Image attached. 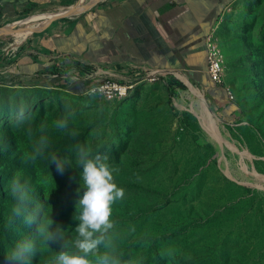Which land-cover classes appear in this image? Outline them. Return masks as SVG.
<instances>
[{"label": "rangeland", "instance_id": "rangeland-1", "mask_svg": "<svg viewBox=\"0 0 264 264\" xmlns=\"http://www.w3.org/2000/svg\"><path fill=\"white\" fill-rule=\"evenodd\" d=\"M71 2L67 8L90 0ZM23 10L8 18L0 0V28L66 9L53 4L27 16ZM23 40L18 42L16 33L0 36V60L12 59ZM209 42L223 56L220 84L207 72L199 81L184 71L158 70L152 79L97 72L98 80L129 87L124 96L108 100L97 92H73L45 82L14 86L0 81L3 226L8 184L19 173L34 190V200L50 206L55 224L69 230L65 235L72 239L82 171L76 166V150L85 145L119 169L114 182L125 197L112 206L111 218L121 264H264V0H236ZM145 71L155 70L139 73ZM177 74L204 96L218 118L220 140L194 113L188 87ZM66 111L75 113L70 122V130L78 132L75 137L53 127ZM42 134L49 138V153L64 163L62 171L58 161H24ZM4 230L0 264H11L6 252L30 237L35 225L17 218ZM50 247L32 264H53L61 246Z\"/></svg>", "mask_w": 264, "mask_h": 264}, {"label": "crops", "instance_id": "crops-1", "mask_svg": "<svg viewBox=\"0 0 264 264\" xmlns=\"http://www.w3.org/2000/svg\"><path fill=\"white\" fill-rule=\"evenodd\" d=\"M235 1L103 0L78 15L53 21L41 33H30L12 59L0 60V81L45 82L73 92L87 90L84 77L90 71L117 76L184 71L199 81L207 72L209 36ZM53 4L68 9L72 2L2 0L8 18L29 6Z\"/></svg>", "mask_w": 264, "mask_h": 264}, {"label": "clouds", "instance_id": "clouds-1", "mask_svg": "<svg viewBox=\"0 0 264 264\" xmlns=\"http://www.w3.org/2000/svg\"><path fill=\"white\" fill-rule=\"evenodd\" d=\"M97 91L102 92L103 88H92L88 94ZM74 118V112L66 111L63 117L53 121V127L75 137L78 132L70 130V122ZM43 131L44 126H41ZM31 135L32 131L28 129V136ZM49 147L48 136L42 134L31 151L25 153L24 161L33 164L40 159L58 161L62 171L64 163L58 156L49 153ZM107 161L108 157L101 152L93 154L87 146H77L76 166L82 171L79 173V199L73 217L78 226L72 231V239L65 235L69 230L65 231L55 224L52 211L51 214L48 212L50 206L34 200L35 192L22 174L13 176L8 184L9 211L4 226L11 228L15 219L22 218L25 225H35V231L6 252L11 264H32V260L42 256L45 249L52 250V243L61 246L58 252L55 251L53 264H121L112 239L115 224L111 217L112 206L124 199L125 191L114 182V173L119 169L111 167Z\"/></svg>", "mask_w": 264, "mask_h": 264}, {"label": "bare ground", "instance_id": "bare-ground-1", "mask_svg": "<svg viewBox=\"0 0 264 264\" xmlns=\"http://www.w3.org/2000/svg\"><path fill=\"white\" fill-rule=\"evenodd\" d=\"M95 0H90L89 3L93 2ZM82 7V6H80ZM63 12V11H61ZM55 14L54 13H50V12H45V13H39L36 15L31 16L30 18H28L25 21H21L19 23V25L21 26V28H24L20 31H18L16 33V38L18 42H21L25 37H27L34 28L38 27L41 23H37L41 20H43V22H46L50 17H53ZM42 22V23H43ZM2 32V30H0V33ZM208 42V50L209 51H219V49L217 48V46L212 43V42ZM151 76L150 78L147 79H152ZM177 77L182 80L188 87V93H186L187 96H190L192 99V109L195 111L194 113L198 114L199 118L201 119L202 123L205 124L207 126V129L210 130L211 134L215 137V138H219L220 140V136L217 130V122H218V118L216 117V115H214L212 113V111L210 110L207 102L205 101L204 96L202 95V93L193 85H190L188 83V81L186 80L185 77L177 74ZM128 86H124V88L118 92V94L115 97H122L126 94L127 90H128Z\"/></svg>", "mask_w": 264, "mask_h": 264}, {"label": "built area", "instance_id": "built-area-1", "mask_svg": "<svg viewBox=\"0 0 264 264\" xmlns=\"http://www.w3.org/2000/svg\"><path fill=\"white\" fill-rule=\"evenodd\" d=\"M208 50V49H207ZM222 66H223V56L219 51H209L208 50V67L207 73L214 83L220 84L222 81ZM136 74V73H135ZM137 75V74H136ZM141 78H150L151 76H157V71H145L140 73ZM120 77V75H118ZM98 73L95 71H90L85 74L84 79L88 82L87 93L90 92L92 88H103V91H97L104 98L112 100L121 91L124 86H127L125 83L118 82L112 79H97Z\"/></svg>", "mask_w": 264, "mask_h": 264}, {"label": "water", "instance_id": "water-1", "mask_svg": "<svg viewBox=\"0 0 264 264\" xmlns=\"http://www.w3.org/2000/svg\"><path fill=\"white\" fill-rule=\"evenodd\" d=\"M99 1L100 0H95V1H93L91 3L85 4L82 7H80L81 5L71 6L68 9H66L65 11H63V12L55 13V15L53 17H50L46 21V24L43 27H41V28H39L37 30L32 31L31 34H36V33L43 32L55 20L72 17V16L78 15L81 12H84V11H86L88 9H91L92 7L96 6ZM19 23L20 22H14L12 25H8L7 27L0 28V30H2V32L0 33V36H2V35H10V34L17 33L21 29V28H17L16 27L17 25H19ZM189 84L191 85V83H189Z\"/></svg>", "mask_w": 264, "mask_h": 264}, {"label": "trees", "instance_id": "trees-1", "mask_svg": "<svg viewBox=\"0 0 264 264\" xmlns=\"http://www.w3.org/2000/svg\"><path fill=\"white\" fill-rule=\"evenodd\" d=\"M42 7H44V5H41V6H39L38 8L36 7V8H34V9H32V7H27V8H25L24 9V11L25 12H27V13H25L23 16H27V15H29L30 13H33V12H36V10H38L39 8H42ZM141 77V76H140ZM38 84V83H37ZM11 85H14V86H16V85H18V86H22L23 85V82L22 81H17V82H11ZM170 100V99H169ZM4 226H3V218H2V216H0V236H2V234L4 233Z\"/></svg>", "mask_w": 264, "mask_h": 264}]
</instances>
